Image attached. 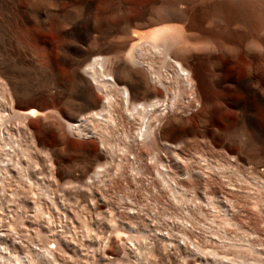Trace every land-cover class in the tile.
<instances>
[{"label":"bare ground","instance_id":"obj_1","mask_svg":"<svg viewBox=\"0 0 264 264\" xmlns=\"http://www.w3.org/2000/svg\"><path fill=\"white\" fill-rule=\"evenodd\" d=\"M52 1L56 3L47 5L49 13L46 10L38 16L30 13L33 7L23 6L20 0H0V21L8 23L14 12H20L27 25L34 24L53 38V43L48 44L36 35L34 46L1 49L0 61L11 76L0 81V148L8 144L6 139L14 130L27 134L38 146L50 148L57 140L69 151V134L93 139L91 144H77L75 150L97 164L109 151L104 145V133L108 127L114 129L121 123L128 143L122 151L131 158L125 156L120 168L137 162L134 168L138 170L148 146H168L174 137L195 135L198 129L210 139L235 141L243 134L249 140L245 129L252 126L256 138L261 140L254 147L260 155L257 163L261 171L256 168L255 172L264 178V20L260 25L258 22L263 37L252 38L257 20L252 10L257 5L264 9V0ZM54 11L60 13L52 14ZM235 19H242L241 23L245 20L246 26L238 22L232 28L233 41H229L227 26L234 24ZM98 35L104 37L96 46ZM249 37L252 39L246 42ZM49 50L55 52L56 59L38 61V52ZM156 60H161V68L155 67ZM170 82L179 90L175 89L168 101L159 88L168 93ZM96 92L102 93L104 99L97 97ZM182 94L185 97L180 101ZM24 95L49 106L42 111L24 110ZM120 108L122 120L117 114ZM62 115L65 127L49 122ZM36 117L37 128L28 121ZM228 129L234 132L227 135ZM51 155L57 159L59 151L52 149ZM174 160L180 158L176 156ZM160 170L162 174L166 172L162 164ZM186 171L207 179L202 170ZM68 175L78 182L82 178L71 172ZM156 176L168 186V178L164 180L160 172ZM93 177L100 178L99 171ZM90 182L89 178L86 184ZM256 206H251L253 211ZM261 209L264 211V205ZM118 210V218L111 220V233L103 236V261L111 253L117 264H238L220 255L217 249L208 248L204 236L198 240L202 232L196 225L200 207L185 212L180 238L168 230L154 232L141 207L130 206L123 217ZM221 217L227 224L234 218L229 213ZM212 233L217 235V231ZM100 235L102 239L103 234ZM51 237L61 246L64 239L60 235L53 233ZM55 244L49 245L44 254L57 256Z\"/></svg>","mask_w":264,"mask_h":264},{"label":"rangeland","instance_id":"obj_2","mask_svg":"<svg viewBox=\"0 0 264 264\" xmlns=\"http://www.w3.org/2000/svg\"><path fill=\"white\" fill-rule=\"evenodd\" d=\"M55 3L52 0H20L23 6L33 7L30 13L38 16L46 10L49 13L47 5ZM253 9L252 14L257 20L252 38L260 39L263 36L258 22L260 25L264 20V9L259 5ZM16 13L8 23L0 21V54L1 49L9 50L14 45L34 46L36 35L48 44L53 43L50 34L40 31L34 24L27 25L23 15L21 18V13ZM59 13L52 12L55 15ZM241 21L235 19L234 24L227 26L229 41H233L232 28L238 22L245 28V20ZM240 32L243 33V29ZM100 37L104 36L98 35L96 46L103 42ZM54 53L53 50L39 51L37 59L42 63L55 60ZM2 64L0 61V81L4 76H11ZM155 65L161 68V60H156ZM167 89L168 93L159 88L163 98L171 101L172 94L179 87L170 82ZM114 94L118 95L117 92ZM185 95H181L180 101ZM96 96L104 99L100 92H96ZM23 101H27V105L22 107L24 110L42 111L49 106L41 105L45 101L35 100L30 95H24ZM198 107L191 109L188 115ZM121 110L117 114L122 120ZM37 118L28 119L36 128L39 126ZM49 122L65 127L63 115L51 118ZM123 131L121 123H117L114 129L107 128L103 141L109 151L107 157L97 164H92L87 154L75 150L77 144H91V138L81 139L67 134V145L71 148L68 151L57 140L50 148L38 146L27 134L10 131L12 133L6 139L8 144L0 148V264H117L111 253L104 261L100 257L104 247L102 243L106 244L104 237L111 233V220L118 218V209L123 217L130 206L143 209L144 219L152 223L154 232L166 233L168 230L178 238L185 212L191 207H200L202 211L201 215L197 214L196 225L202 232L198 240L204 236L208 248L217 249L220 255H226L238 264H264V211L261 209L264 205V178L255 172L261 166L257 163L260 155L254 151L261 140L256 138V130L252 126L245 129L250 135L249 140L243 134L235 141L210 139L198 129L195 135L174 137L167 142L168 146H148L138 170H135L137 162L120 168L126 156L122 150L128 144ZM225 132L231 135L234 131L228 129ZM52 149L59 151L57 159L51 155ZM176 156L180 160L175 162ZM6 162L9 163L7 167ZM160 164L166 168L164 174L167 177L162 174ZM187 168L194 173L204 171L207 179L188 175ZM56 171L63 174L58 175ZM95 171L100 174L96 180L93 177ZM69 172L81 176V180H71ZM156 172H160L164 180L168 178V186H164ZM89 178L92 182L86 184ZM255 204L258 205L257 210L253 211L251 206ZM225 213L234 216L232 223L223 222L221 215ZM214 231L217 235L212 233ZM52 232L64 239L61 246L51 237ZM100 234L104 236L103 242ZM54 244L58 255L44 254L46 248Z\"/></svg>","mask_w":264,"mask_h":264}]
</instances>
